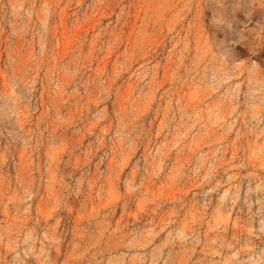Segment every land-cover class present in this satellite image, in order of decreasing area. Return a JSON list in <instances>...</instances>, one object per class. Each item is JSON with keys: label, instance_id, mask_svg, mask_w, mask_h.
<instances>
[{"label": "rangeland", "instance_id": "374dc122", "mask_svg": "<svg viewBox=\"0 0 264 264\" xmlns=\"http://www.w3.org/2000/svg\"><path fill=\"white\" fill-rule=\"evenodd\" d=\"M0 264H264V0H0Z\"/></svg>", "mask_w": 264, "mask_h": 264}]
</instances>
